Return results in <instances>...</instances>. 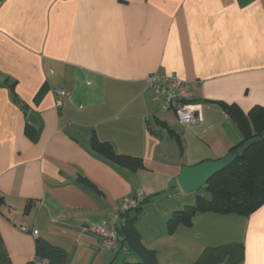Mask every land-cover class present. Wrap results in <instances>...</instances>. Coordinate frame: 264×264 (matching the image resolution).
<instances>
[{
  "label": "crops",
  "instance_id": "1",
  "mask_svg": "<svg viewBox=\"0 0 264 264\" xmlns=\"http://www.w3.org/2000/svg\"><path fill=\"white\" fill-rule=\"evenodd\" d=\"M153 72L188 82L199 125L161 109ZM225 104L264 106V0H0V264H39V238L63 264L139 262L121 236L100 252L88 229L139 193L135 228L158 264H264V205L168 232L199 196L182 191V168L244 141ZM94 139L144 167L106 159Z\"/></svg>",
  "mask_w": 264,
  "mask_h": 264
},
{
  "label": "trees",
  "instance_id": "2",
  "mask_svg": "<svg viewBox=\"0 0 264 264\" xmlns=\"http://www.w3.org/2000/svg\"><path fill=\"white\" fill-rule=\"evenodd\" d=\"M224 109L235 120L244 137L243 143L232 151L238 157L203 187L208 197L199 195L194 205L185 206L170 216L167 222L169 233H173L179 225L192 226L200 213L249 216L264 205V106H256L249 113L236 104H225ZM93 143L103 157L120 166L130 170L144 167L140 158L119 154L108 143L103 144L96 139ZM145 202L143 200L136 210L124 215L125 223L120 228V236L141 258L139 262L124 264H158L156 252L143 245L135 228L137 215L131 217L132 213L138 214L142 210ZM4 204L0 196V209ZM36 247L38 260L46 259L50 264L66 261V251L43 238L37 240Z\"/></svg>",
  "mask_w": 264,
  "mask_h": 264
},
{
  "label": "built area",
  "instance_id": "3",
  "mask_svg": "<svg viewBox=\"0 0 264 264\" xmlns=\"http://www.w3.org/2000/svg\"><path fill=\"white\" fill-rule=\"evenodd\" d=\"M149 88L160 101V107L164 111H172L182 125H199L200 116L196 112L189 99L188 82L161 72H153L147 77ZM56 94L65 97L66 90H57ZM62 100L57 99L56 106H62ZM143 194L125 198L103 222L93 225L88 229L96 234L99 239V251L114 250L120 241L121 218L129 212L136 210L142 202ZM38 260V259H37ZM41 264V260H38Z\"/></svg>",
  "mask_w": 264,
  "mask_h": 264
},
{
  "label": "water",
  "instance_id": "4",
  "mask_svg": "<svg viewBox=\"0 0 264 264\" xmlns=\"http://www.w3.org/2000/svg\"><path fill=\"white\" fill-rule=\"evenodd\" d=\"M28 123L38 126L39 120L35 114L28 116ZM234 153L227 154L215 161H205L192 167H184L178 176V183L184 193H193L201 190L216 173L226 169L229 164L237 159ZM136 213H132L135 216Z\"/></svg>",
  "mask_w": 264,
  "mask_h": 264
},
{
  "label": "rangeland",
  "instance_id": "5",
  "mask_svg": "<svg viewBox=\"0 0 264 264\" xmlns=\"http://www.w3.org/2000/svg\"><path fill=\"white\" fill-rule=\"evenodd\" d=\"M194 193H197L199 195H204V196L208 197V194H207V192H206V190L204 188L199 190L198 192H194Z\"/></svg>",
  "mask_w": 264,
  "mask_h": 264
}]
</instances>
